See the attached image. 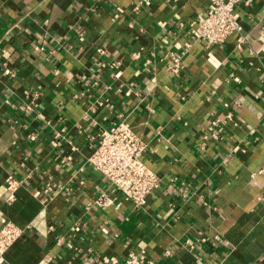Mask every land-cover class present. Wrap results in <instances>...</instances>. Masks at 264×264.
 <instances>
[{
    "label": "crops",
    "instance_id": "1",
    "mask_svg": "<svg viewBox=\"0 0 264 264\" xmlns=\"http://www.w3.org/2000/svg\"><path fill=\"white\" fill-rule=\"evenodd\" d=\"M207 4L0 0V225L24 228L0 264H264V0L214 45L187 33ZM120 120L158 177L140 203L88 162Z\"/></svg>",
    "mask_w": 264,
    "mask_h": 264
},
{
    "label": "built area",
    "instance_id": "2",
    "mask_svg": "<svg viewBox=\"0 0 264 264\" xmlns=\"http://www.w3.org/2000/svg\"><path fill=\"white\" fill-rule=\"evenodd\" d=\"M240 0H208L207 7L191 16L187 22V33L191 41L202 40L207 45L221 44L231 35L239 31L235 16V7ZM240 46V44H238ZM228 119L232 118L229 113ZM218 129L208 125L202 130V138H217ZM145 143L132 131L128 123L120 120L115 125L104 129L96 142L88 162L99 171L111 185L121 191L135 203L142 202L157 186V175L144 163L143 152ZM80 182H83L80 180ZM9 199H13L20 185L12 175L6 177ZM65 183L49 178L43 187L45 194L56 195L64 190ZM101 204L109 203L110 199L102 193L97 199ZM24 228L12 221L0 225V262L6 250L18 239ZM144 249L131 251L123 258L117 255L101 254L97 256L98 264H145Z\"/></svg>",
    "mask_w": 264,
    "mask_h": 264
}]
</instances>
